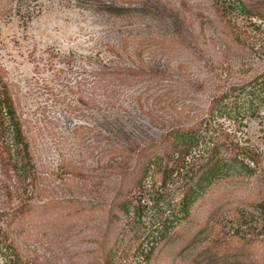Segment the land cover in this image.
<instances>
[{
  "label": "rangeland",
  "instance_id": "374dc122",
  "mask_svg": "<svg viewBox=\"0 0 264 264\" xmlns=\"http://www.w3.org/2000/svg\"><path fill=\"white\" fill-rule=\"evenodd\" d=\"M220 6L219 0H9L11 12L0 17V65L32 169L19 177L2 158L9 153L0 140V226L33 264H106L115 241L121 247L115 264H196L191 248H183L215 209L223 263L264 264L263 242L248 245L229 230L234 213L264 199V162L243 178L249 184L240 191L221 182L212 203H197L176 229L177 242L162 245L149 262L141 254L147 242L129 230L125 214L113 218L111 211L126 185L117 161L129 156L134 165L140 148L171 127L210 129L199 149L232 139L255 147L264 160L260 116L235 121L211 110L226 87L264 69V27L251 33L243 17ZM239 28L247 31L243 52L233 43ZM158 180L153 174L145 180L141 203L153 204ZM184 180L168 186L175 201ZM149 219L148 210L142 222Z\"/></svg>",
  "mask_w": 264,
  "mask_h": 264
},
{
  "label": "trees",
  "instance_id": "16d2710c",
  "mask_svg": "<svg viewBox=\"0 0 264 264\" xmlns=\"http://www.w3.org/2000/svg\"><path fill=\"white\" fill-rule=\"evenodd\" d=\"M219 2L224 12L229 11L231 14L233 12L243 17L246 20L245 25L251 28V33L254 31L258 33L264 27V2L252 3L246 0H219ZM10 12L9 0H0V17ZM258 21L260 23H257ZM246 35V30L238 29L236 40L233 42L239 49L238 52H243L245 49V44L248 42ZM225 70L227 77L231 66H227ZM4 76V70L0 65V140L4 150L9 153L6 156H2L1 153V156L7 159V164L10 163V166L16 169L19 177H27L32 169V155L16 103ZM211 103V110H221L235 121L247 116H260L263 121L262 139L264 141V115L261 114L264 109V69L261 71L256 69V73L248 78L229 85ZM207 130L210 131L207 128L199 129L195 125L171 127L159 140L140 148L139 158L134 165L129 164L131 159L129 156L117 161V167L125 168L122 177L126 185H122L112 199V216L117 218L123 213L128 217L129 230L147 242V247L141 249V254L147 262L155 258L156 253L161 251L162 245L172 241L177 242L174 238L177 228L189 221L197 203L202 201L204 205L211 204L213 201L210 198L211 195L215 196V189L224 183L236 185V189L240 191L249 184L243 178L254 176L263 165L262 155L255 147L240 144L232 139L199 149L200 143L204 141L203 134ZM228 135V133L225 134V136ZM197 148L198 152H196ZM152 174L159 175V185L156 186L153 204L149 207L141 203L140 194L145 187V180ZM184 178L186 180L178 186L182 190V196L175 201L170 197L168 186ZM134 188H137L135 190L139 193L138 195L136 192L132 193ZM250 189H253L252 192L255 190L254 186ZM178 194L181 195L180 192ZM241 202L246 203L247 200H241ZM148 210L150 219L146 223L142 222ZM218 216L217 209L211 211L206 223L201 225L183 248L190 247L192 253H195L192 262L224 264L221 249L225 242L221 240L219 235L221 230L217 229V222L213 221ZM220 220L223 221L224 218L221 216ZM232 220H234L233 224L229 227L232 236L245 240L248 245L255 240L264 244V199L257 201L252 210L239 209L237 213H234ZM109 233L113 234V232ZM211 235L215 239L208 241ZM120 249L121 247L115 241L106 257V264H115V258ZM1 258L4 259V264H33V261L22 255L13 242L9 241L8 235L0 226V261ZM238 263L237 260L236 264Z\"/></svg>",
  "mask_w": 264,
  "mask_h": 264
}]
</instances>
